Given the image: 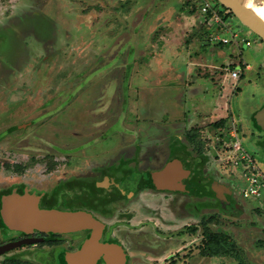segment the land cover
Returning <instances> with one entry per match:
<instances>
[{"label":"rangeland","instance_id":"rangeland-1","mask_svg":"<svg viewBox=\"0 0 264 264\" xmlns=\"http://www.w3.org/2000/svg\"><path fill=\"white\" fill-rule=\"evenodd\" d=\"M195 1L0 0V198L8 202L21 189L37 198L59 185L119 182L124 192H107L117 200L106 207L112 218L101 221L111 226L127 264H213L188 256L203 231L228 235L243 264H264V191L242 198V178L222 161V139L207 126L225 117L223 135L235 126L240 147L264 176V42L233 15L221 19L215 0H207L211 13L204 16L191 8ZM215 13L229 27L226 37L237 34L250 46L232 43L225 59H211L223 48L205 33L223 32ZM186 80L207 95L185 100L179 91L177 101L193 120L175 119L171 129L167 100ZM192 125L201 150L210 146L201 171L198 147L194 152L184 138ZM170 137L183 142L177 145L187 154L179 159L193 174L175 189L133 190L126 199L124 177L164 167ZM126 182L135 186L132 177ZM15 253L0 264H14Z\"/></svg>","mask_w":264,"mask_h":264},{"label":"flooded vegetation","instance_id":"flooded-vegetation-1","mask_svg":"<svg viewBox=\"0 0 264 264\" xmlns=\"http://www.w3.org/2000/svg\"><path fill=\"white\" fill-rule=\"evenodd\" d=\"M155 138V137H154ZM173 139V140H172ZM153 145L154 147H149L150 153L156 154L157 148H160L159 145L156 143L160 142L159 140H155ZM153 142V141H150ZM168 146L166 148V161L164 163V167L174 161V160H182L184 154L181 151V148L178 147L177 142L174 138H171L168 142ZM142 146V145H141ZM169 149V150H168ZM193 150V149H192ZM142 152V150H141ZM195 152V151H194ZM209 152V151H208ZM153 154V156H155ZM207 153H200L199 160H198V168L201 171V167H199V163L203 162V157H206ZM180 158V159H179ZM202 159V160H201ZM201 160V161H200ZM181 162V161H180ZM184 163V161H182ZM181 163V165H182ZM193 165V164H192ZM191 165V166H192ZM164 167L160 168L159 170L163 169ZM193 167V166H192ZM183 168V167H182ZM184 169V168H183ZM195 169V170H196ZM159 170H152L146 172H140V170H136L127 174L123 181L122 186L127 192L130 193L129 196L126 194V199H130V196H134V194H138L144 190L147 191H154V192H161L153 188L151 184L150 175L151 173ZM188 172V176L192 175L194 170L187 169L185 170ZM141 176H143L141 178ZM148 176L149 183L151 187H145L146 177ZM134 179L135 186L127 185L129 179ZM194 180V179H193ZM194 185H197L194 184ZM91 186V187H89ZM134 188V189H132ZM113 189H119L122 193L124 192L121 189V184L119 182L109 181L107 180V185L105 187H101L96 184H67V185H59L54 192H52L49 196L45 193L40 194L37 196H31L26 193L25 190L21 189V192H14L15 197L17 198H27L30 199L29 202L33 203L38 210H52V211H61V212H84L89 214L95 220L101 222L103 225L100 242L106 243H114L117 244L123 251V247L121 243L117 240L112 239L116 238L113 235L111 226L103 224L101 221L102 217L112 218L111 216L108 217V213H106V207H110L117 199H113L114 196L109 195L108 193H113ZM138 191L134 193V191ZM168 190V189H167ZM184 190H188V185L185 186ZM166 191V190H164ZM83 192H85L83 194ZM108 192V193H107ZM21 193L22 196H19ZM9 196L1 197L0 198V246L11 243V242H19L22 240L28 241V243L22 247L15 248L9 252L4 253L2 256L7 254L16 252L14 256L10 258L11 262L14 264H67L66 258L70 254H74L80 251L83 246L85 245L86 241L92 235L91 230H82L79 232H69V233H56V232H45L40 229L31 228L29 230H17L9 226L6 221L2 217V206L5 205ZM76 206V207H73ZM112 237V238H111ZM126 261L124 264L128 263L129 257L126 253ZM95 264H105L103 258L100 257L95 261Z\"/></svg>","mask_w":264,"mask_h":264},{"label":"water","instance_id":"water-1","mask_svg":"<svg viewBox=\"0 0 264 264\" xmlns=\"http://www.w3.org/2000/svg\"><path fill=\"white\" fill-rule=\"evenodd\" d=\"M227 9L237 21L264 42V23L240 6L234 0H216ZM188 172L182 168L179 160L168 163L163 169L151 173L153 188L159 191L175 189L176 183L186 178ZM27 198L10 200L2 206V217L6 223L17 230L38 228L45 232L69 233L91 230L92 235L83 248L66 258L67 264H95L102 257L105 264H124L126 255L114 243L100 242L103 225L84 212H61L38 210ZM28 241L11 242L0 246V256L15 248L26 245Z\"/></svg>","mask_w":264,"mask_h":264},{"label":"built area","instance_id":"built-area-1","mask_svg":"<svg viewBox=\"0 0 264 264\" xmlns=\"http://www.w3.org/2000/svg\"><path fill=\"white\" fill-rule=\"evenodd\" d=\"M202 7L201 11L202 13H206L207 11H210V4L207 2V0H201ZM217 18V14H213ZM212 23V22H211ZM210 22H208V26L211 25ZM216 25L223 26V32L218 36L217 32L211 31V40L213 42H220L222 44H232L240 45L243 44L247 47L250 46V42L248 40H241V42H237L238 35L233 34L229 37H226V34H228L229 27L228 25L218 22V18L216 21ZM231 77L238 79V73L237 72H231ZM228 137L230 138L228 141V146L230 147L229 150H227L226 158L222 159V161H226L228 167L231 171L236 173L238 176L242 178V182L244 183V187L242 188V198L243 199H257L261 197L263 191H264V176L263 174L258 170L256 167V164L254 162V159L249 156L241 147L240 143L238 141V135L236 131V127L231 125L230 129L228 131Z\"/></svg>","mask_w":264,"mask_h":264},{"label":"trees","instance_id":"trees-1","mask_svg":"<svg viewBox=\"0 0 264 264\" xmlns=\"http://www.w3.org/2000/svg\"><path fill=\"white\" fill-rule=\"evenodd\" d=\"M187 1H188L187 3H190L191 5H193L191 3V1H193V0H187ZM196 2H199V1L196 0L194 2V5L196 7L194 6V7H191V8H193V10L199 9V11H200L203 2L202 1L199 2L200 4L198 6H197ZM215 2H216V4L218 6H220V4L216 0H215ZM221 8H222V12H220V15H219V16H221V19L222 18L223 19H228V18L232 17L231 12H229L223 6H221ZM225 11H227V12L225 13ZM209 12L210 11H207L206 13H209ZM201 14H202V16L205 15V13H202V11H201ZM207 30L208 29L205 30L206 31L205 33H207L208 40H210L213 44L221 45L222 47H226V46L230 45V43L229 44H222L220 42H213L211 40V37H212L211 34L212 33L209 30L208 31ZM230 72H232V70ZM213 126H214V128L216 130H218L217 136L220 137V139H222V141H220V148H218V149H220L219 152L220 151L221 152H227V150L230 149V147L228 146V141L230 139L228 137V131H229L230 127L228 126L226 134L223 135V133H222L223 129L226 127L225 119H221V120L215 121L213 123ZM185 137H186L187 142L192 146V149L194 151H196V148L198 147L196 152L203 153L204 150L206 151V150L210 149V146H206L207 149L205 148L204 150L203 149L201 150L202 146L204 145L202 143L203 140L201 138H198L197 135H195V133L186 132L185 133ZM196 141L200 142V143H197V145H196V143H195ZM201 151H203V152H201ZM201 163L202 162H200L199 164L202 165ZM16 170H20V169L16 168ZM145 187H147V188L151 187V184L149 183V180H148V176L146 177ZM204 233H205V231H203V233H201V235H202L201 239L202 240H200L199 245L193 246L191 249H189V251H190L189 254L190 255L188 254V256H190V258H191V253H195L196 252L201 257H207V258L222 257V258L233 259V260L239 262L240 264L244 263L242 261V259L237 256V255H239L238 254L239 251H237V249L235 247L231 246L232 242H231V239H229L228 235H226L224 233L216 232V234L215 233H212V234L208 233V234H205V236H204ZM176 262L173 261V262L168 263V264H176Z\"/></svg>","mask_w":264,"mask_h":264},{"label":"crops","instance_id":"crops-1","mask_svg":"<svg viewBox=\"0 0 264 264\" xmlns=\"http://www.w3.org/2000/svg\"><path fill=\"white\" fill-rule=\"evenodd\" d=\"M236 47H238V48H240L241 46H239V45H235ZM227 47H229V46H226V47H223L222 48V50H217V52L216 51H214V56H213V58H211V59H225L226 57H227V54L224 52V50H226L227 49ZM156 57V56H155ZM201 57H203V56H201ZM200 57V58H201ZM157 58V57H156ZM197 59V58H196ZM202 59H204V58H202ZM206 59V58H205ZM196 62H198V63H200L198 60H196ZM231 66H232V72H236V69H235V65H233V64H230L229 65V67L231 68ZM247 67V66H246ZM231 71V70H230ZM229 79H230V81H235L236 80V78H233L232 79V77H231V75L229 76ZM235 79V80H234ZM203 80H205V79H200L199 78V81H203ZM199 81L197 82L198 84H194V85H199L200 83H199ZM225 81H228V80H225ZM176 84V83H175ZM185 86V88H180V87H178L176 90V92L175 93H173V95H174V97H172V98H170L169 100H167V101H169V104H168V102H167V104H168V106H169V108H167V109H165V110H168V112H165V113H167L168 114V116H174V120H173V123H170V128L171 129H174V127H175V123L174 122H177V121H179L180 123H188V121H192L193 119H192V117H193V115H192V117H191V115H187V113H186V110L184 111V109H186L185 107H186V104L184 105V107H183V105H181L180 104V102H178L177 100L179 99L178 98V93H179V91H183L184 92V94H187V95H185L186 96V98L184 97V99L186 100L187 99V96H194V95H196V94H205V95H207L203 90H205L204 89V87H196L195 89H192L191 87H192V83L191 82H189V81H187L186 80V84L184 85ZM186 87H188V88H186ZM198 88H200V91H199V89ZM230 89V88H229ZM206 97V96H205ZM215 110H217V109H215ZM170 111V112H169ZM185 112V113H184ZM188 113H190L189 112V110H188ZM167 116V115H166ZM175 119L177 120V121H175ZM221 119H225V117H219V118H216V119H214L212 122H209L208 123V128H212L213 130H216L215 128H214V126H213V123L215 122V121H218V120H221ZM196 126V125H195ZM194 125H192L191 127H185L187 130L185 131V133L186 132H188V133H193L194 132V130L195 129H199V128H197V127H195ZM185 133H184V138H185V140H186V137H185ZM148 135H149V133H148ZM151 135V134H150ZM152 135H155V134H152ZM196 135V134H195ZM215 136H217V130H216V133H215ZM163 137V136H162ZM151 138H153V137H151ZM172 137H170V138H168L169 140L171 139ZM177 138H179V137H177ZM173 140V139H172ZM175 141L176 142H178V143H183V142H180V141H178L177 139H175ZM186 142H187V140H186ZM189 145L191 148H192V146L189 144V143H186V145ZM182 152H184V153H186L187 154V151H185L184 150V148L182 147ZM176 235V234H175ZM178 253V252H177ZM196 256V255H198L196 252L195 253H191V258L193 257V256ZM201 257V256H200ZM201 258H204V259H207V257H201ZM209 259H216V261L215 262H213V264H224V262L223 261H226L227 262V264H231L229 261H227L226 260V258H222V257H218V258H209ZM237 264H240L239 262H237Z\"/></svg>","mask_w":264,"mask_h":264},{"label":"bare ground","instance_id":"bare-ground-1","mask_svg":"<svg viewBox=\"0 0 264 264\" xmlns=\"http://www.w3.org/2000/svg\"><path fill=\"white\" fill-rule=\"evenodd\" d=\"M264 23V0H234Z\"/></svg>","mask_w":264,"mask_h":264}]
</instances>
